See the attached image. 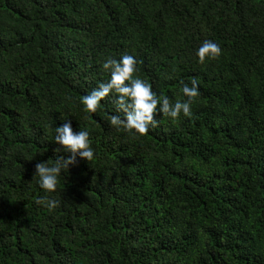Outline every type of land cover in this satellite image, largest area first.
Instances as JSON below:
<instances>
[{
    "label": "trees",
    "instance_id": "obj_1",
    "mask_svg": "<svg viewBox=\"0 0 264 264\" xmlns=\"http://www.w3.org/2000/svg\"><path fill=\"white\" fill-rule=\"evenodd\" d=\"M204 40L222 51L200 64ZM125 54L170 103L197 79L192 115L133 136L114 95L86 114ZM65 122L94 158L49 212L33 175L67 159ZM0 264H264V0H0Z\"/></svg>",
    "mask_w": 264,
    "mask_h": 264
},
{
    "label": "clouds",
    "instance_id": "obj_2",
    "mask_svg": "<svg viewBox=\"0 0 264 264\" xmlns=\"http://www.w3.org/2000/svg\"><path fill=\"white\" fill-rule=\"evenodd\" d=\"M221 47L212 40H204L196 50V57L200 64L206 60H214L221 55ZM137 60L132 55H122L118 60L108 57L102 63V68L110 74L106 82H101L90 94L81 99L83 111L95 113L101 106V101L115 96L116 110L122 113L112 115L109 124L117 131H124L133 136H143L155 127L158 121L157 114H163L171 120L178 119L181 115L190 117L191 106L199 96V85L197 79L193 78L189 84H183L182 93L184 100L170 103L167 97L159 98L153 91L149 82L135 76ZM159 105V107H158ZM54 143L59 145L57 152L68 153L67 159L57 158L54 162H40L35 165L33 176L45 196L38 199L36 203L45 207L49 212L59 206V201L49 197L47 194L54 193L63 171H67L69 165H74L77 157L85 161L94 158V150L91 147L89 133L80 129L74 131L70 122H65L55 127Z\"/></svg>",
    "mask_w": 264,
    "mask_h": 264
}]
</instances>
